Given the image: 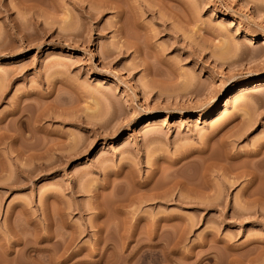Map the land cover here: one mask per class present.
<instances>
[{"label": "rangeland", "instance_id": "rangeland-1", "mask_svg": "<svg viewBox=\"0 0 264 264\" xmlns=\"http://www.w3.org/2000/svg\"><path fill=\"white\" fill-rule=\"evenodd\" d=\"M122 1L148 72L112 7L0 0V263L264 264V0Z\"/></svg>", "mask_w": 264, "mask_h": 264}, {"label": "bare ground", "instance_id": "bare-ground-1", "mask_svg": "<svg viewBox=\"0 0 264 264\" xmlns=\"http://www.w3.org/2000/svg\"><path fill=\"white\" fill-rule=\"evenodd\" d=\"M89 1V0H88ZM92 1V0H91ZM94 1V0H93ZM97 1H99L98 3H97ZM95 2L97 3V4H100V2H101V4L103 5V8L104 7H106L107 6V8L109 7V8H111L112 7V9L114 8V10L116 11L115 13L117 14V21H116V24L118 23V25H117V33H118V35H119V39H123L122 41H121V44H120V46H118V54H123V53H125L128 49H130V48H132L133 49V52L134 53H136L137 55L139 54H141L142 52H144V48H146V47H149V46H151V44L149 43V41H146V40H140L139 38H137V37H133L134 39H132L131 37V39L129 38V33H128V31L126 32L125 31V29L126 28H124V22H125V20L124 19H126V16H128V18H131L130 20L133 22V23H131L134 27H132V28H138V30H140V29H143V28H145V26L143 27L142 26V24L140 23V21L138 22L137 21V18H136V20L134 19V15H135V13L133 12L134 10L132 9V8H130V9H126V8H124L125 6V3H123L124 1H122V0H95ZM126 2V1H125ZM128 2V1H127ZM75 4H77L76 2H74ZM79 4V3H78ZM27 6V5H26ZM29 6V5H28ZM32 6V5H31ZM24 7H25V5H24ZM83 7V6H82ZM27 8V7H26ZM29 8H31L30 6L28 7V9ZM146 11L147 12H149L150 14H154L155 12L154 11H152L150 8H149V6L147 7L146 6ZM86 14H89L90 15V17L91 18H93V15L90 13V12H86ZM92 15V16H91ZM134 16V17H131V16ZM94 17H95V14H94ZM159 18V17H158ZM157 18V19H158ZM133 19V20H132ZM128 20V19H127ZM129 20V21H130ZM160 20H161V18H160ZM161 21H163V20H161ZM18 23V22H17ZM12 25H14V24H12ZM127 25V24H126ZM165 28H166V22L165 21H163V24H162ZM15 26V25H14ZM18 28V27H17ZM168 28V27H167ZM22 30V29H21ZM131 30V29H130ZM137 30V29H136ZM17 32H19L18 30H16ZM130 32V31H129ZM79 39V38H78ZM128 52V51H127ZM243 54V53H242ZM144 56L141 58V61H140V65L141 66H143V68H144V70L145 71H147L148 72V70L150 69L149 67H151V66H149V65H151L150 63H151V61H148V57L146 56V54H145V52H144V54H143ZM158 57V56H157ZM218 60L219 61H223L224 59L223 58H218ZM217 60V61H218ZM157 63H162L161 62V60L159 59V57L157 58ZM149 68V69H148ZM153 69V68H152ZM151 69V70H152ZM151 72V71H150ZM155 72V71H154ZM153 72V73H154ZM155 75V74H154ZM212 75H214V72H212L211 73V76ZM156 76H157V74H156ZM156 80V79H155ZM154 79H153V83H154V81H155ZM261 85H264V81L263 80H258V81H256L255 82V86H261ZM245 91V88H244V86L243 85H239L238 87H236L230 94H229V98L227 99V101L229 102L231 99H233V98H235V97H237L239 94H241V93H243ZM139 93H141L140 91H139ZM227 103V102H226ZM38 108V107H37ZM40 111H42V110H40ZM37 113V112H36ZM39 113V112H38ZM41 113V112H40ZM244 114H245V112H243ZM243 113H241V115L242 116H244V114ZM42 115H43V113H42ZM17 116V115H16ZM35 116V115H34ZM235 115H229V114H227L226 113V110H223L222 112H221V116H220V119L219 120H217V122H216V124H214V126H212V133L213 132H215L216 133V131L220 128V127H222V125L224 124L225 125V123L226 122H229V120H231L232 119V117H234ZM21 117V116H20ZM236 117V116H235ZM234 117V118H235ZM18 118V117H17ZM22 118V117H21ZM20 118V119H21ZM39 118V117H38ZM42 118V117H41ZM45 118V117H44ZM37 120V119H36ZM35 120V121H36ZM40 120H42V119H40ZM245 122H244V120L242 121V122H244L243 123V126L244 127H242V130H241V127H240V132H239V129L237 130L239 133H240V135L239 136H241V135H244L245 134V132L248 130V128H250L251 127V125H252V122H251V119H246L245 118ZM253 120V119H252ZM21 121V120H20ZM24 121V120H23ZM27 121V120H26ZM39 121V120H38ZM27 123V122H26ZM29 123V122H28ZM26 125V124H25ZM18 126V125H17ZM20 126V125H19ZM21 126L23 127V125L21 124ZM21 127V128H22ZM20 128V129H21ZM35 129H36V127H34ZM41 129V128H40ZM38 130V129H37ZM7 131V130H6ZM5 131V132H6ZM32 132V131H31ZM40 132V131H39ZM218 132V131H217ZM18 133V132H17ZM38 133V132H37ZM211 133V134H212ZM14 134V133H13ZM43 134V133H42ZM15 135V134H14ZM5 136V135H4ZM44 136V135H43ZM42 136V137H43ZM1 138V137H0ZM46 138V137H45ZM28 139V138H27ZM44 140V139H43ZM1 141V140H0ZM28 142V141H27ZM26 142V143H27ZM36 143V142H35ZM35 143L33 144L34 146H35ZM45 143H46V140H45ZM74 144H73V147H76L75 145H77L75 142H73ZM23 144V143H22ZM25 144V143H24ZM30 144H32L31 142H30ZM37 144V143H36ZM41 144H44V142H41ZM27 145H29V144H27ZM39 145V147H40V144H38ZM38 145H36L35 146V148L38 146ZM45 145H47V144H45ZM56 145V144H55ZM54 145V146H55ZM68 145V146H67ZM72 144L70 143V145H69V143H67V144H57L55 147V150H57L58 151V149H60L59 151H61V152H58V153H60L59 155H60V157H58L59 158V160H60V163L62 162V161H64L63 160V158H69L71 155H72V153L70 154V150H72V149H70ZM31 146V145H30ZM33 146V147H34ZM49 146V147H48ZM48 146H46V147H48L47 149H44V150H46L45 152H47L48 150L50 151V150H54V147H50L51 145L50 144H48ZM52 146H53V144H52ZM23 147V146H22ZM32 147V146H31ZM68 147V148H67ZM70 147V148H69ZM72 147V148H73ZM27 148V147H26ZM41 149V151L43 150V148H45L44 146H42V147H40ZM66 148V149H65ZM24 149V148H23ZM32 149V148H31ZM34 149V148H33ZM36 149H39L38 147L36 148ZM64 149V150H63ZM28 150H29V148H28ZM44 150L41 152L40 151V157L42 156V157H45L44 156ZM54 150V151H55ZM66 150L68 151L67 153L68 154H66L65 152H66ZM73 150H74V148H73ZM78 151V150H77ZM76 151V153H78ZM39 152V151H38ZM51 152V151H50ZM43 153V154H42ZM49 153V152H48ZM48 153H47V155H48ZM75 153V154H76ZM39 154H38V157H39ZM42 154V155H41ZM31 155V154H30ZM46 155V154H45ZM46 155V156H47ZM56 155H57V153H56ZM74 155V154H73ZM72 155V156H73ZM29 156V155H28ZM36 156H37V154H36ZM234 156V155H233ZM247 156L250 158H252L253 160L252 161H254L253 163L256 165V164H261L260 165V167H262V165H264V142H260V143H257V144H255L254 145V148L251 150V152H249L248 154H247ZM31 157V156H30ZM33 157V156H32ZM39 157V158H40ZM230 157H232V156H230ZM37 158V157H36ZM250 158V159H251ZM42 159V158H41ZM232 159V158H231ZM62 160V161H61ZM250 162V161H249ZM255 165H252L253 166V169H254V166ZM47 166V165H46ZM258 166V165H257ZM49 167H50V165H49ZM260 167H258L259 169H260ZM256 168V167H255ZM243 169H245V166H244V168ZM252 169V168H251ZM248 170V169H247ZM248 171H250V170H248ZM248 171H245L244 172V170L243 171H241V173L242 174H239V176L241 175H243V173L245 174L246 172L248 173ZM253 171V170H252ZM251 172V171H250ZM239 173V172H238ZM249 174H251V176H253V178H254V175H255V173H249ZM248 174V175H249ZM250 176V177H251ZM248 180H250V179H248ZM253 180V179H252ZM251 180V181H252ZM251 181H249V182H251ZM158 193V192H157ZM161 193V192H160ZM153 195V194H152ZM149 196V195H148ZM152 198V197H151ZM48 225H49V223H48ZM2 234V233H1ZM0 234V235H1ZM45 237V236H44ZM40 238V237H39ZM45 238H47L48 239V237H45ZM34 239V238H33ZM42 239H44V238H42ZM4 240H5V238H4ZM44 240H46V239H44ZM36 241V240H35ZM62 242V241H61ZM60 243V242H59ZM3 244H4V242H3V237L2 236H0V248H2V246H3ZM64 245H66V244H64ZM5 246V245H4ZM69 246V245H68ZM67 246V247H68ZM63 248V247H62ZM35 250H37V249H35ZM44 250H45V248H44ZM55 250V249H54ZM3 251H5L4 249H3ZM46 251V250H45ZM66 251V250H65ZM11 253V252H10ZM51 253V252H50ZM63 253H65V252H63ZM2 256H3V254H1ZM4 257V256H3ZM5 259V258H4ZM1 261V260H0ZM4 262V261H3ZM6 262V261H5ZM42 263V262H41ZM0 264H2V263H0ZM5 264V263H4Z\"/></svg>", "mask_w": 264, "mask_h": 264}]
</instances>
